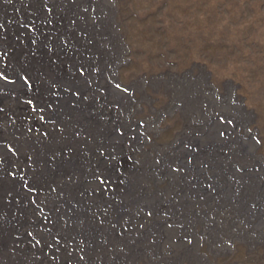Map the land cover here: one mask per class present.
<instances>
[{
	"label": "rangeland",
	"instance_id": "1",
	"mask_svg": "<svg viewBox=\"0 0 264 264\" xmlns=\"http://www.w3.org/2000/svg\"><path fill=\"white\" fill-rule=\"evenodd\" d=\"M205 101L237 126L229 160L256 167L211 208L171 209L193 234L161 253L154 205ZM15 169L34 202L11 194L0 264H264V0H0V180Z\"/></svg>",
	"mask_w": 264,
	"mask_h": 264
},
{
	"label": "flooded vegetation",
	"instance_id": "2",
	"mask_svg": "<svg viewBox=\"0 0 264 264\" xmlns=\"http://www.w3.org/2000/svg\"><path fill=\"white\" fill-rule=\"evenodd\" d=\"M201 105L200 115L189 121L172 149V158L178 163L180 169L176 195L174 198L162 199L161 203L157 204L158 206L154 205L155 220L149 226L148 235L157 238V242H160L161 253L170 252L172 250L171 241L174 240L180 241L179 250H183L193 234L192 220L189 219L193 214L184 215L182 221L171 225L169 223L171 216L167 215L171 209L180 212L185 208L188 199L192 201L196 210L203 206L204 202L205 206L211 208L213 202L224 199V195L240 183L245 171L256 167H254L255 164L240 165L229 160L227 150L236 138L234 129L237 126L231 119L225 118L223 113L214 109L211 102L205 101ZM142 161L141 174L138 180L134 178L132 183L134 189L142 186L146 169L144 160ZM150 167L148 165L146 170ZM137 210L143 217L141 228L134 236L129 237L128 241H125V245L129 240L131 241V238H137L138 234L142 233L144 224L147 225L148 214L144 216L140 209L136 208L135 213H132L134 216ZM194 212H199V210Z\"/></svg>",
	"mask_w": 264,
	"mask_h": 264
},
{
	"label": "bare ground",
	"instance_id": "3",
	"mask_svg": "<svg viewBox=\"0 0 264 264\" xmlns=\"http://www.w3.org/2000/svg\"><path fill=\"white\" fill-rule=\"evenodd\" d=\"M18 68H23V66H17ZM59 90V88H57L56 86L54 87V91H55V94H54V92H52V94H51V96L49 97V98H47L46 99V101H44V104L45 105H49V104H51V102H54L55 100H57V98L59 97V95H57V91ZM42 102V101H41ZM57 102H58V100H57ZM26 107V106H25ZM28 110V109H27ZM29 114V113H28ZM12 121V122H11ZM11 121H10V123H13V127L12 128H10L9 127V130H10V133L12 132V130L14 129V126H19V129L23 126V123L22 122H20L18 119H16V118H12L11 119ZM10 125V124H9ZM11 126V125H10ZM8 146H9V144H8ZM10 147V146H9ZM10 149L12 150V148L10 147ZM26 156H28V153L27 154H25ZM21 160L22 161H25L26 160V157L25 156H23L22 158H21ZM29 165L31 164V162H29L28 163ZM79 165V164H78ZM31 166H32V164H31ZM81 166L82 167H80L79 168V170L81 169V168H83V166H84V164L83 163H81ZM18 177V178H24V172H20V170L19 169H15V173L14 172H12V174H9V176L7 177V179L6 178H4V179H1L0 180V204H4V209H5V211H3L2 212V210H0V227H2V228H8V227H10L9 226V222L12 220V219H14L15 217V215L17 214V212L15 211V209H14V207L11 205V204H13V200H11L10 199V197H11V194L13 193V192H19V193H17V196H21V197H24V191H21V189L22 190H26L27 192H28V195L30 196V200L32 201V202H34V197H33V194H34V191H32L31 189H29V188H27L26 186H25V184H23L22 186H20L19 184H18V182H16V181H14V179L12 178V177ZM119 193V192H118ZM16 196V197H17ZM33 197V198H32ZM29 200V201H30ZM12 201V202H11ZM27 203L28 202H24V204L23 205H21L22 206V209L21 210H23V209H26L27 208ZM117 203H119L118 202V200H117ZM26 204V205H25ZM116 206V205H115ZM34 208L35 209H37V207H35L34 206ZM39 211H44V209L42 210V209H39ZM82 221H83V219H82ZM81 221V222H82ZM11 239H18V237L16 236V235H12L11 236ZM19 240V239H18Z\"/></svg>",
	"mask_w": 264,
	"mask_h": 264
}]
</instances>
